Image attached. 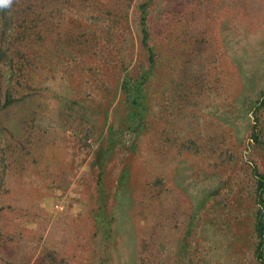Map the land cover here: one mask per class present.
Here are the masks:
<instances>
[{"label": "rangeland", "instance_id": "obj_1", "mask_svg": "<svg viewBox=\"0 0 264 264\" xmlns=\"http://www.w3.org/2000/svg\"><path fill=\"white\" fill-rule=\"evenodd\" d=\"M259 176L264 0L0 9V264L264 263Z\"/></svg>", "mask_w": 264, "mask_h": 264}, {"label": "trees", "instance_id": "obj_2", "mask_svg": "<svg viewBox=\"0 0 264 264\" xmlns=\"http://www.w3.org/2000/svg\"><path fill=\"white\" fill-rule=\"evenodd\" d=\"M125 91H126V93L131 94V96L133 98H136V96L140 92V89H139V86L137 85V86H134L132 89L126 88ZM258 178H259V182L263 183L264 177L259 176ZM260 205L262 206V203ZM260 218H261V215H260V213H258V216H257L256 221H255V225H254V228H255L254 230H255V233H256V236L258 239L262 237L261 234L263 233V230H264L263 219H260ZM261 264H264V263L261 261Z\"/></svg>", "mask_w": 264, "mask_h": 264}, {"label": "clouds", "instance_id": "obj_3", "mask_svg": "<svg viewBox=\"0 0 264 264\" xmlns=\"http://www.w3.org/2000/svg\"><path fill=\"white\" fill-rule=\"evenodd\" d=\"M13 3V0H0V9H7Z\"/></svg>", "mask_w": 264, "mask_h": 264}]
</instances>
